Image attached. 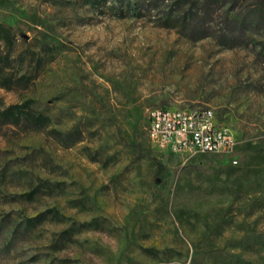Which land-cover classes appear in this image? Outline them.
<instances>
[{
	"label": "rangeland",
	"instance_id": "obj_1",
	"mask_svg": "<svg viewBox=\"0 0 264 264\" xmlns=\"http://www.w3.org/2000/svg\"><path fill=\"white\" fill-rule=\"evenodd\" d=\"M253 2L185 0L181 26L167 0H0V264H264ZM155 108H210L234 156L159 151Z\"/></svg>",
	"mask_w": 264,
	"mask_h": 264
},
{
	"label": "built area",
	"instance_id": "obj_2",
	"mask_svg": "<svg viewBox=\"0 0 264 264\" xmlns=\"http://www.w3.org/2000/svg\"><path fill=\"white\" fill-rule=\"evenodd\" d=\"M147 136L155 148L166 154L233 157L236 148L234 132L220 124L210 108L152 109Z\"/></svg>",
	"mask_w": 264,
	"mask_h": 264
},
{
	"label": "trees",
	"instance_id": "obj_3",
	"mask_svg": "<svg viewBox=\"0 0 264 264\" xmlns=\"http://www.w3.org/2000/svg\"><path fill=\"white\" fill-rule=\"evenodd\" d=\"M167 1L170 2L171 4L170 5L171 7L169 8L166 14L167 19L173 18V21L175 22L176 25L182 26L186 21L189 23L194 22L195 19L198 17L197 12L194 10V7L189 6L186 10H184L186 6V3H184L185 0H167ZM254 1L255 2L248 4V6L245 8L246 10H249L247 12V16L248 15L257 16L261 20V23L264 26V22H263L264 14L262 13L260 15V12L262 9L261 2L263 0H254ZM236 2H238V0H234V3ZM232 11L233 9H230L229 11H226L224 13L225 21H226V28H224L223 36L226 40H232L235 38H243L244 32L246 31L245 22H244L245 15L242 13L230 15ZM14 109L15 107L7 108L6 110L0 112V117L8 120V118L15 116V112H13ZM31 118L32 117H30V119ZM42 120L44 121L46 119H44L42 116H38V121L41 122Z\"/></svg>",
	"mask_w": 264,
	"mask_h": 264
}]
</instances>
